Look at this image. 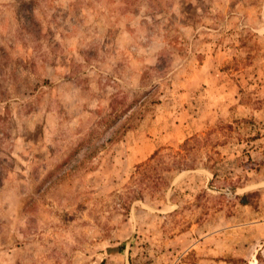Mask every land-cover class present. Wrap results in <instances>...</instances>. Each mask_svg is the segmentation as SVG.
I'll use <instances>...</instances> for the list:
<instances>
[{
	"label": "rangeland",
	"instance_id": "1",
	"mask_svg": "<svg viewBox=\"0 0 264 264\" xmlns=\"http://www.w3.org/2000/svg\"><path fill=\"white\" fill-rule=\"evenodd\" d=\"M0 264H264V0H0Z\"/></svg>",
	"mask_w": 264,
	"mask_h": 264
},
{
	"label": "trees",
	"instance_id": "2",
	"mask_svg": "<svg viewBox=\"0 0 264 264\" xmlns=\"http://www.w3.org/2000/svg\"><path fill=\"white\" fill-rule=\"evenodd\" d=\"M124 96H120V95H115L114 97L111 98V104H110V116L113 114L114 115V119L119 117L120 115H122L126 110H128L127 108L130 107L131 105V102L128 103V104H125L124 102ZM127 121L130 119V117L128 116L127 117ZM125 123H123V125H125ZM122 125V126H123ZM129 127H131L130 124H127L126 126H124V128H122V133L125 132L126 130L129 129ZM92 134V133H90ZM90 140V135L89 136H86L85 140H81L77 145L76 147L70 152L69 155H73L75 152H77V150L79 149L80 146H82L83 144L85 143H88ZM192 141V143L194 145L196 144H199L200 140L197 136H192V138L190 139H186L183 144H181L183 150H185V152H189L190 150H192L194 148L193 145H190V147H187L186 148V145L188 146L189 142ZM85 142V143H84ZM156 153L153 154V156H151L149 159H152L154 158V155ZM195 166H193V163L192 164H189L187 162H185L184 160H173V164L170 165V164H163V166L161 167V170L163 172H165V174H163V172H157L155 170V173L152 174V172H150L151 170H154V167L152 165H149V164H146L143 163V164H139L137 166V170H139V178L142 179H148V180H151L150 182L152 184H149V183H146V186H150L152 185L153 187H155V185L157 184V182H155L156 178H162V179H165V181H169V174L171 172H177V171H180V170H183V169H190V168H194ZM167 179V180H166ZM147 180V182H148ZM146 182V181H145Z\"/></svg>",
	"mask_w": 264,
	"mask_h": 264
}]
</instances>
